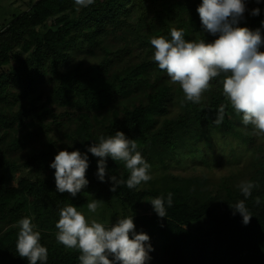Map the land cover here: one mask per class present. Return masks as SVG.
Masks as SVG:
<instances>
[{
    "label": "trees",
    "instance_id": "trees-1",
    "mask_svg": "<svg viewBox=\"0 0 264 264\" xmlns=\"http://www.w3.org/2000/svg\"><path fill=\"white\" fill-rule=\"evenodd\" d=\"M199 5L194 0H95L92 5L78 10L75 0H39L33 5L31 14L15 18L0 32V99L8 94L11 77L28 90L50 77L55 81L50 99L63 106L73 103L85 113L138 95V102L126 106L120 116L116 113L100 125L105 138L122 131L126 137L135 140L138 150L150 164L154 157L151 148L172 149L194 126L211 127L220 106L225 107L222 124L230 129L232 109L223 95V76L212 80L213 86L206 100L199 104L183 100V114L175 121L165 122L155 133L151 132L153 115L166 112L172 100L170 89L159 84L168 78L167 73L161 71L152 58H145L111 80L104 79L114 61L121 59L118 52L102 46L106 39L125 40L126 44L128 39L131 42L140 40L142 45H149V34L170 39L171 28L183 29L185 39L189 41L203 39L211 43L218 38L202 32L204 28L196 11ZM255 8H259V15H243L236 26L253 31L260 29L264 37V1L257 3ZM50 17H54V26L39 33L36 27ZM148 30L152 31L145 36L143 32ZM99 51L103 56L98 63L87 67L67 66L73 54L93 55ZM260 51H264V44ZM49 110L39 112L31 105L20 107L11 114L0 113V130L3 132L0 138L12 128L26 127L28 122L42 128ZM88 121L85 118L84 124ZM23 137L24 134L15 137L14 142ZM243 140L257 155V178L264 184V141L255 143V137L250 135ZM93 143H98L97 138L86 131L82 140H74L73 145L63 149L79 150L88 156V184L75 197L56 190L55 170L50 164L58 152L41 151L25 161L27 165L37 163L41 167L45 174L41 181L22 180L17 186H10L0 177V223H3L0 225V264H28L27 259L16 252L18 221L25 217L31 218L41 233L40 243L48 249L46 264H80L77 250L67 249L57 242L55 224L62 207L72 204L77 208L81 204L78 196L93 188L99 197L119 200L131 212L135 231L150 237L151 250L146 264H264V190L252 192L245 199L240 191L227 188L217 203L206 200L198 205L182 199L176 187L129 189L124 184L113 192L109 177L115 175L126 181L128 170L123 162L108 157L105 181L101 182L97 177L99 158L87 152ZM1 165L13 166L0 156ZM169 192L173 200L171 207L165 205L167 216L138 214L145 198H166ZM240 200L245 201L252 215L247 225L243 224L239 213L233 215L230 207ZM199 222H205L207 226H194Z\"/></svg>",
    "mask_w": 264,
    "mask_h": 264
},
{
    "label": "clouds",
    "instance_id": "clouds-1",
    "mask_svg": "<svg viewBox=\"0 0 264 264\" xmlns=\"http://www.w3.org/2000/svg\"><path fill=\"white\" fill-rule=\"evenodd\" d=\"M95 0H75L79 8L92 5ZM260 3V0H255ZM246 0H202L196 11L204 30L217 36L211 43L205 40L189 41L185 39L183 29L171 28L170 39L154 36L150 44L154 49L152 60L161 71L167 73L173 84H179L184 97L193 104H199L202 95L208 90L210 82L223 76V95L245 126H252L257 135H264V37L260 29L255 31L247 27L236 26L246 11ZM259 8L251 11L259 15ZM225 107L217 110L213 123L223 122ZM98 159L97 177L101 182L106 177V159L111 157L116 162H123L128 170L127 180L111 175V191L126 184L129 189H136L142 183L152 179L148 163L138 150L137 142L129 139L122 131L105 138L88 149ZM50 167L55 170L56 190L60 193L77 195L87 184L86 170L89 167L88 156L79 150L59 151ZM256 185L242 182L239 189L245 199L249 198ZM173 196L155 197L150 203L159 217L167 216L168 207L172 206ZM259 197L256 203L259 204ZM102 201L92 200L87 203L89 212L95 213ZM233 215L239 213L243 224L247 225L252 217L244 200L230 205ZM19 231L16 239V252L26 258L28 264H46L48 249L40 243L41 233L36 230L29 217L18 221ZM56 240L67 249H75L80 254V264H146L151 250L150 237L135 231L132 216L118 218L115 224L106 226L96 219H87L72 204L59 210V219L55 224ZM112 257V259H109Z\"/></svg>",
    "mask_w": 264,
    "mask_h": 264
},
{
    "label": "rangeland",
    "instance_id": "rangeland-1",
    "mask_svg": "<svg viewBox=\"0 0 264 264\" xmlns=\"http://www.w3.org/2000/svg\"><path fill=\"white\" fill-rule=\"evenodd\" d=\"M37 1L39 0H0V32L15 18L31 14L32 7ZM194 1L202 3V0ZM256 4L255 0H246L247 10L244 15L251 14ZM53 26L54 17H50L37 26L36 30L43 33ZM152 30L144 31L143 34L146 36ZM202 32L205 30L203 29ZM149 37L150 40L153 36L149 34ZM102 46L121 55V59L115 60L105 75L106 81L145 58H152L154 51L150 43L142 45L140 40L131 42L128 39L126 44L125 40L106 39L102 42ZM102 56L101 51L93 55L73 54L68 60L67 66H91L98 63ZM12 67L13 65L10 68ZM44 80L34 84L31 90H28L21 87L15 77H11L10 87L7 89L8 94L4 99H0V113L11 114L18 111L20 107L31 105H35L39 112L50 109L42 128H38L35 123L28 122L26 127L12 128L2 139L0 138V156L5 162L13 165L12 167L1 165L0 177L10 186H17L22 180L41 181L45 179V174L37 163L30 165L25 163L30 155L41 151L56 154L73 145L74 140H82L86 131L92 132L99 142V138L103 136L100 122L106 123L116 113L120 116L123 108L131 107L139 101L138 95H132L128 99L110 104L102 110L93 109L89 113H85L73 103L63 106L53 102L50 99V93L55 86V81L50 77ZM159 84L170 89L172 100L168 104L166 112L161 115H153L151 129L153 133L161 130L165 122L175 121L183 114V100H185L179 84H173L169 77L162 79ZM212 86L211 81L208 90L203 93L201 101L207 99V93L212 89ZM230 117L232 122L230 129L224 128L222 123L212 124L211 127L194 126L186 134L188 136L196 134V136H182L181 143L172 149H164L162 146H158L156 149L151 148V154L154 155L151 159L150 170L152 179L147 183H142L139 188L163 190L176 187L182 195V199L195 205L206 200L215 202L227 188L232 191H240L239 185L242 182H253L256 187L252 192L264 190V184L260 183L257 178L256 169L259 162L257 155L254 149L243 140V137L253 136L255 143L264 141V138L262 135L255 134L251 125H243L242 118H239L233 109ZM85 118H88L89 123L84 124ZM204 129L206 130L204 131ZM27 131H29L28 135ZM21 134H24V137L19 142H14L15 137L17 138ZM0 136H3L1 130ZM121 169L119 168V170ZM78 199L81 202L77 207L78 211L83 213L87 219H96L106 226L115 224L118 218L131 216V212L119 200L99 197L96 194V188L80 194ZM92 200L102 201L95 213L89 212L87 208V203ZM150 201L151 198H145L142 201L138 214L158 216ZM0 225L3 226V223ZM198 225L207 226V223L194 224V226Z\"/></svg>",
    "mask_w": 264,
    "mask_h": 264
}]
</instances>
